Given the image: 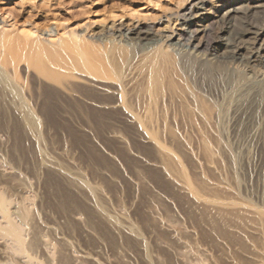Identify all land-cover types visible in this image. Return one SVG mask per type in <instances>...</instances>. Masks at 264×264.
Segmentation results:
<instances>
[{
	"label": "rangeland",
	"instance_id": "374dc122",
	"mask_svg": "<svg viewBox=\"0 0 264 264\" xmlns=\"http://www.w3.org/2000/svg\"><path fill=\"white\" fill-rule=\"evenodd\" d=\"M254 1L0 0V72L21 94L0 82V264H264V142L240 148L256 106L242 107L238 134L229 100L246 96L190 53L204 41L213 53L230 30L264 57L245 32L264 12L225 15ZM188 9L193 43L180 40L177 66L166 51L154 82L127 31L177 35ZM81 45L129 55L94 76L79 69ZM250 65L235 79L264 88L252 70L264 66Z\"/></svg>",
	"mask_w": 264,
	"mask_h": 264
},
{
	"label": "bare ground",
	"instance_id": "6f19581e",
	"mask_svg": "<svg viewBox=\"0 0 264 264\" xmlns=\"http://www.w3.org/2000/svg\"><path fill=\"white\" fill-rule=\"evenodd\" d=\"M188 10L190 11L188 13L187 12L181 13V11L177 12L178 17H180V19L182 20L181 29L177 35H175V33H172V34L167 35V36L166 35L165 36H158V35H155L149 28H143V27L133 28V29H130L129 31H127V34H129L130 37L126 38L129 40L126 41L125 44L130 43L131 45L132 44L138 45L139 48L141 49L142 54L144 52L145 59L149 61L148 65L150 66V69L151 68L153 69V70H151V72L153 71L154 73L152 72L153 75L151 76L150 80H152L154 82L157 81L158 76H160V74H157V72L159 71L158 73H161L160 67L165 66V64H163V63L169 62L168 61L169 59L166 61L163 58L166 51L171 53L172 59L175 60V62H176V59H174V58L178 57L177 53H178V51H180V47H181L180 46V44H181L180 40H185L190 45H192L193 39H194L195 34H196V30L193 29V27L195 25L194 16L192 15L191 10L190 9H188ZM248 11L254 15L259 13V12H262V11L264 12V0L254 1L251 5L248 6V9H246V10H243V7H241V6H238V7L234 6L232 8L230 7L228 9H226L225 15H226V18L228 19L229 23H231L233 20H235V21L241 20L242 16L245 15L246 12H248ZM203 31H208V29L202 30V32ZM245 32L252 34L251 39H253V41H254L253 44H255L258 40H262V39L264 42V24H262L258 28H255V30H253L252 32H250V30H246ZM123 34H124V32H123ZM121 35H122V32H120L118 36H103V37H99L98 39H101V40L118 39V41H119V39L120 40L122 39V38H120ZM77 38H79V37L76 35V39ZM123 38H125V37H123ZM243 41L244 40H241V39L239 41L236 39H233L232 33L229 30V31H227V34L225 35V37L217 43L218 46H216V48L214 50L215 52L213 51V53L206 54L207 52L205 53V51L209 48L210 45L208 42L204 41V42L199 43L198 45H195V46L193 45V48H192L190 53L192 55L191 57L193 58L192 60L201 61L202 64H200V65H203V66L204 65H210L209 67H211V66L216 67V69L212 68L214 70L210 71V74L213 75L220 82L221 87L223 88V91L225 93H227V95L229 93L230 96H232V94H234L235 92L240 91V93L243 96L244 95L246 96V100L245 101L243 100V102H240V101L231 102V100H229L230 105L233 107L232 108L233 114H232L231 118H232V122L234 124V128L236 129L237 133L240 132L241 126L244 124V120H243L244 116H243V113H241L242 107L246 106L248 104V102H249V104H251L252 107L254 105L256 106V108L254 110L255 111L254 120L252 119V123H250L249 126L247 127V129H246L247 132L245 134L244 141H243V143L241 142L242 144H240L241 145L240 148H243L244 151L246 152V150H248L251 147L250 145H254V143H255V145L256 144L258 145L259 143L264 142V110L260 111V109H261L260 106H261V104H263L262 103L263 102L262 97H264V94H263L264 90L262 91L261 89H264V88H263V85H261V87H262L261 89H259L255 85H251L250 83H249L250 85H248L247 81H246L247 83L243 82L241 84L243 79L241 81H240V78L235 79L234 73L239 71L240 70L239 68L242 65H244V67H246V66L249 67V66H251L250 64H253L255 62H256V65L259 64L263 67L264 66V57L261 58L259 56L258 52H252V51H247V53L244 52V49L248 50V48L242 44V43H244ZM91 47H89L87 45L86 46L81 45V47L77 48L75 51H77L79 53V57H80V60L78 61L79 62V65H78L79 69H81L82 71H84L88 74L94 75V76H106L105 75V73H106L105 69L110 68V67L106 68L107 65H109V64L112 65L115 63V61L117 62V60H116L117 58H121V57L124 58L125 57V59H126V57L129 55L127 49L124 48L123 46H116V45H110L109 47L107 46L108 53L107 52H105V53L100 52L101 54H99L97 52L96 48H94V50H92ZM185 48H182L181 50L183 51ZM187 48H186V50H188ZM262 49H264V46ZM111 50H114V52L117 51L118 54L116 53L117 55L114 56L113 55L114 52H112V57H111L110 56ZM90 51H91V54L89 53ZM92 52H94L95 54L94 53L92 54ZM88 53L90 54V56L92 55V57L88 56ZM170 53H169V55H170ZM189 57H190V55H189ZM167 58L168 57H166V59ZM119 60L121 61V59H119ZM170 62H171V60H170ZM175 62L172 61V63H175ZM194 62L196 63V61H194ZM168 65H170V64H168ZM176 66H177V62H176ZM181 66H182V64H181ZM247 68H246V70H247ZM199 70L202 71V69H199ZM209 70H211V69H209ZM252 70L257 71L256 68L255 69L252 68ZM255 71H253L255 73V75L258 74V76L264 77V72H261L260 70H258L257 72H255ZM2 73L0 72V82L4 83V85L7 88H9V90L14 94V96H16L17 98H20L21 94H20L19 90H17L12 84H10L9 81L7 82L5 75ZM193 73H195V72H193ZM196 73H198V71ZM256 76L253 75V77H256ZM253 77H252V79H254ZM262 79H264V78H262ZM239 81H240V83H239ZM154 85H155V83H154ZM220 90H221V88H220ZM241 94H239V95H241ZM247 100H248V102H246ZM229 102H228V104H229ZM26 115H27L28 120L34 126L38 125V121H37L36 117L30 111H27ZM253 148H255V147H253ZM243 149H241V150H243ZM249 151H250V149H249ZM3 208H4V206H3ZM6 233H7V235L9 234L10 236H12L15 239V241H17L19 243L22 242L20 228H19V226L15 225V223L13 224L10 222V226H9V228L6 229Z\"/></svg>",
	"mask_w": 264,
	"mask_h": 264
}]
</instances>
